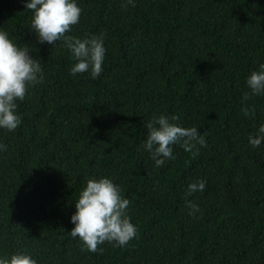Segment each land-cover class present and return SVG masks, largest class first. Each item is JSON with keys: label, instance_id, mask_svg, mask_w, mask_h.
<instances>
[{"label": "trees", "instance_id": "16d2710c", "mask_svg": "<svg viewBox=\"0 0 264 264\" xmlns=\"http://www.w3.org/2000/svg\"><path fill=\"white\" fill-rule=\"evenodd\" d=\"M27 2L0 0V30L43 68L17 101L20 126L0 128V258L264 264V141L249 142L264 125V94L247 85L264 64V0H76L80 22L67 35L104 38L95 79L72 75L78 61L62 40L38 42ZM161 115L206 132V145H175L176 159L155 167L145 124ZM92 178L111 179L130 200L137 236L125 247L82 251L69 234ZM199 180L205 190L187 195Z\"/></svg>", "mask_w": 264, "mask_h": 264}, {"label": "clouds", "instance_id": "9594fccd", "mask_svg": "<svg viewBox=\"0 0 264 264\" xmlns=\"http://www.w3.org/2000/svg\"><path fill=\"white\" fill-rule=\"evenodd\" d=\"M132 3V0H128ZM126 7V5H125ZM26 9L33 12L31 29L37 33L38 42L56 44L63 41V46L70 50L76 63L71 73H90L92 78H99L103 71L106 48L103 35L80 39L67 35L72 27L80 22L82 9L76 0H28ZM27 46L20 47L9 38V34L0 30V128L15 131L22 119L17 113V101H23L29 89L43 81V68L38 59H34ZM251 95L264 94V64L258 71H253L247 79ZM249 93H244L247 101ZM247 114V109H245ZM179 116L170 118L164 115L154 117L145 124L147 137L143 147L151 155L155 167L164 166L166 160H175V145L192 153L196 145H206L205 135L198 128L184 127L170 121H178ZM264 141V125L258 129L249 142L255 148ZM0 150L6 151V145L0 144ZM196 153H194L195 155ZM206 182L199 180L188 186L187 195L205 190ZM130 200L121 196V189L109 178L88 179L86 187L75 202L76 212L71 217L75 227L69 233L74 239L83 242L82 251L102 253L100 245L107 243L116 247H125L137 236V227L127 215ZM191 215L199 211L198 205L189 202ZM0 264H37L29 255L14 254L10 259L0 258Z\"/></svg>", "mask_w": 264, "mask_h": 264}]
</instances>
